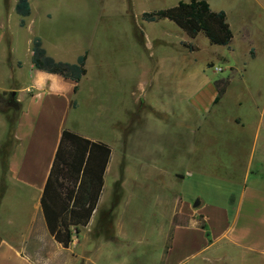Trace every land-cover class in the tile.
Segmentation results:
<instances>
[{"label": "rangeland", "instance_id": "374dc122", "mask_svg": "<svg viewBox=\"0 0 264 264\" xmlns=\"http://www.w3.org/2000/svg\"><path fill=\"white\" fill-rule=\"evenodd\" d=\"M16 1L0 0V17L7 8L8 36L19 58L29 56L28 41L39 36L63 62L76 63L89 52V76L73 119L82 133L114 149L103 212L131 206L136 239L113 243L112 252L134 258L133 264H186L184 248L164 260L160 238L147 240L153 230L169 227L161 219L162 199H200V209L211 215L217 207L233 209L249 169L264 179V0H206L227 15L229 47L212 45L204 34L192 39L169 20H144L191 0H30L25 29ZM223 81L228 89L212 107L214 86ZM8 105L0 100V112ZM5 118L13 126V115ZM176 172L186 180L174 179ZM118 222L122 217L111 227ZM210 225L217 237L220 224ZM222 247L221 257L225 252L229 259L210 255L206 264H264V258Z\"/></svg>", "mask_w": 264, "mask_h": 264}, {"label": "crops", "instance_id": "0c3cea01", "mask_svg": "<svg viewBox=\"0 0 264 264\" xmlns=\"http://www.w3.org/2000/svg\"><path fill=\"white\" fill-rule=\"evenodd\" d=\"M30 5L31 15L25 19V27L21 26L20 16V27L24 29L32 17L31 2ZM10 16L6 8L0 17V100L9 101L7 110L0 112V264H133L134 258L119 257L111 250L113 243L136 240L129 222L131 206L124 212L114 207L103 212L107 180L116 164L112 146L104 188L90 223L75 236L68 249L48 229L41 200L63 132L70 130L91 141H103L82 133L73 119V114L80 109L78 97L89 71L76 84L37 70L32 50L34 40L40 36L28 41L29 56L25 60L19 58L8 36ZM43 46L50 57L60 61L44 42ZM88 63L89 52L87 70ZM214 87L212 107L218 104L215 101L219 97L218 87ZM223 87V83L219 85ZM7 115L14 117L11 127L5 118ZM235 123L242 124L241 120ZM249 170L232 210L217 207L213 214L207 215L200 209L204 205L200 199L183 200L180 194L162 199L165 209L161 210V219L167 218L169 227L153 230L146 236L148 241L149 237L150 240L160 238L164 244L160 256L164 260L177 248H184L186 264H206L210 255L218 258L214 260H228L225 252L220 255L222 246L244 256L264 258V179L258 170ZM172 177L183 182L187 178L180 172L173 173ZM156 215L154 212L151 216L156 218ZM120 216L122 222H118L115 230L111 227L112 221ZM212 221L221 226L217 237L210 233Z\"/></svg>", "mask_w": 264, "mask_h": 264}, {"label": "trees", "instance_id": "16d2710c", "mask_svg": "<svg viewBox=\"0 0 264 264\" xmlns=\"http://www.w3.org/2000/svg\"><path fill=\"white\" fill-rule=\"evenodd\" d=\"M16 11L22 17L21 26L25 27V19L31 15L29 0H19ZM144 20L149 23L169 20L192 39L204 34L212 45L229 47L233 39L226 13L214 11L206 0L182 1L173 8L145 14ZM32 51L37 70L59 75L76 84L88 74L87 52L74 64L56 61L47 54L40 38L34 40ZM222 83L224 87L219 88ZM216 86L217 104L229 82H218ZM111 155L112 148L108 144L91 141L70 130L63 132L41 205L51 235L66 249L90 223L97 209Z\"/></svg>", "mask_w": 264, "mask_h": 264}, {"label": "water", "instance_id": "95a60500", "mask_svg": "<svg viewBox=\"0 0 264 264\" xmlns=\"http://www.w3.org/2000/svg\"><path fill=\"white\" fill-rule=\"evenodd\" d=\"M200 202H197V204H199Z\"/></svg>", "mask_w": 264, "mask_h": 264}]
</instances>
